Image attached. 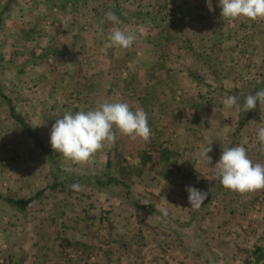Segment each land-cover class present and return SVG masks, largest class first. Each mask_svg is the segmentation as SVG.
Instances as JSON below:
<instances>
[{
	"label": "rangeland",
	"instance_id": "rangeland-1",
	"mask_svg": "<svg viewBox=\"0 0 264 264\" xmlns=\"http://www.w3.org/2000/svg\"><path fill=\"white\" fill-rule=\"evenodd\" d=\"M65 1L52 4L59 12L50 23L48 15L42 22L31 20L34 0H27L30 9L23 15L28 14L30 24L17 25L20 30L11 37L0 29L1 89L13 98L31 129L15 121L7 100H0V191L18 198L32 196L52 182L54 163L68 175L107 167L130 182L136 197L152 200L154 213L166 207L167 217L174 223L180 220L176 224L180 225L159 226L145 211L121 205L104 189L65 187L49 193L25 217L0 203V259L5 261L16 248L1 237L2 227L16 241L33 226L37 240L41 235L43 240L59 241L57 250L67 264L78 262L79 253L89 263L105 249L109 264H121L132 260L125 252L129 246H145L150 240L130 237L131 226H146L154 234L156 264H205L189 243L193 238L210 250L205 258L211 264H247L249 259L250 264H264V259L256 262L251 256L254 245L264 248V189L240 193L225 188L201 226L189 224L192 208L186 191L188 186L212 191L223 147L243 145L251 160L264 164V146L256 135L264 127V103L238 131L240 104L264 80V19H225L219 0H76L77 9H68ZM42 2L48 14L50 0ZM16 11L10 8L6 20ZM108 12L115 14V22L106 19ZM32 25L37 37L26 31ZM116 30L135 33L137 39L129 48L107 47L108 36ZM40 37L44 38L39 41ZM28 42L30 47H25ZM34 47L42 49L39 55L33 54ZM101 48H110L108 61L117 57L108 71L93 61L103 57ZM231 95L238 103L225 109L223 101ZM104 102H127L133 111L143 109L151 129L149 140H132L114 128L115 142L105 143L82 163L52 149L50 132L57 119ZM32 132L56 162L36 144ZM209 143L210 160L202 155ZM162 146H168L171 161L163 158ZM144 150L153 156L147 163H141ZM4 219L9 220L7 225ZM72 226L82 230L73 235ZM73 238L88 247L77 246ZM35 246L30 250L40 257L56 250L53 243Z\"/></svg>",
	"mask_w": 264,
	"mask_h": 264
},
{
	"label": "clouds",
	"instance_id": "clouds-1",
	"mask_svg": "<svg viewBox=\"0 0 264 264\" xmlns=\"http://www.w3.org/2000/svg\"><path fill=\"white\" fill-rule=\"evenodd\" d=\"M221 16L228 20L246 17L252 20L264 19V0H219ZM106 19L115 22L117 17L112 12L106 14ZM142 31V30H141ZM137 36L127 30H116L108 36L107 47L129 48ZM238 103V97L228 96L224 99L225 109H231ZM264 103V90L248 95L243 104V110L249 112ZM118 129L132 140L137 138L145 141L151 136L148 114L137 108L135 111L127 102H104L94 109L80 110L75 113L66 112L57 119L50 132V144L54 151L75 163L86 162L105 143H114ZM257 139L264 146V127L257 130ZM211 143L204 147L202 155L209 160L212 151ZM215 167L218 169L216 178L220 184L230 190L240 193L264 189V164L254 162L248 156L243 145L224 148L220 160ZM73 190H79L78 184L72 185ZM190 208L198 210L208 199V192L188 186ZM159 211L168 215V209L162 207Z\"/></svg>",
	"mask_w": 264,
	"mask_h": 264
},
{
	"label": "trees",
	"instance_id": "trees-1",
	"mask_svg": "<svg viewBox=\"0 0 264 264\" xmlns=\"http://www.w3.org/2000/svg\"><path fill=\"white\" fill-rule=\"evenodd\" d=\"M13 2L14 0H7V2L3 5L2 9L0 10V29L2 28L3 24H5V20H6L5 13L10 10ZM263 85H264V80H263V83L261 82L260 84H258L259 89H256L255 91L257 92L261 90L260 88H262ZM1 99L7 100L10 116L15 121H17L20 125H22L24 129H26L27 131H31L30 126L27 123L26 117L18 110L13 98L8 96L2 91L1 85H0V100ZM243 104L244 103L240 104L242 115H241V119L238 125V131H240V129L244 125H246L247 122L251 120L255 114L254 110L245 112L243 110ZM31 136L35 139L36 144L39 147H41V149L45 153H48L49 157H51V160L55 161L52 154L50 155V151L48 150V148L43 144L41 138L37 134H34L33 132L31 133ZM162 147H163V152H162L163 158L166 161H171L172 155L169 152L170 150L168 146H162ZM152 148L153 147H151V149ZM149 150H144L141 153V163H147L148 161L152 159L153 156L149 152ZM87 172L88 173L79 174V175L78 174L68 175V174H65L56 163H54L53 171L51 172V175H50L52 178V182L48 184L46 187L38 190L32 196L26 197V198H18V197L9 195V194H5L0 191V203H3L4 205L13 209L20 216L25 217L27 216L31 208H34L38 204H42L49 196V193H52L57 189H61L65 187L72 188V185L78 184L79 186L85 185L88 187L106 190L107 194L111 196L112 195L116 196L120 200L121 205L125 204L128 207H132L140 211H145L148 217H153L152 219L158 222L159 226H168V224L176 225L178 223L177 221H180V220H177L174 223L173 218L164 216L161 212H160L161 214L158 212L154 213V211L156 210L154 209V203L152 202V200H150L149 198L148 200H143L140 197H136L137 191L134 189V187L131 186L130 182L116 175L112 169H109L106 167V169L102 171H87ZM224 189L225 187H223L218 180V182L213 186L212 191L208 194V199L205 200L204 204L198 210L192 209L190 220L192 221L193 219V221L192 222L189 221L190 223L188 222L190 226H201V224L204 222L205 215L208 212V208L211 206L215 207L214 198L215 197L219 198V196L222 194ZM155 214H157V216ZM156 217H158L159 219H155ZM160 218L162 219V221H164V224L160 221ZM52 221H54V219H52ZM44 222H49V221L48 219H45ZM72 228H73V231H75V233H80V231L82 230L81 228H79V226H72ZM64 229L68 231V228L66 229L64 226H62V231ZM69 231L71 230L69 229ZM136 236H139L140 241L142 240L143 242H146V239L145 237H143L141 232L137 233ZM67 240H70V238H67ZM73 240H75V244L77 246L79 245V246L88 247L87 244H84L81 240L79 241V239L73 238ZM66 242L70 243V241H66ZM189 243L191 244L192 248L196 252V255L198 256V258L201 259V262L205 264H211L210 262L212 260L208 261L206 259L207 256H209L210 250L205 248L202 242H198L196 241V238H193L191 241L189 240ZM251 254H252L251 256L254 258L256 262L261 261L262 259H264V248L260 245H254ZM78 257L79 259H78L77 264L84 263L83 260H86L85 264H88L84 253H79ZM250 263L251 261L249 259L247 264H250Z\"/></svg>",
	"mask_w": 264,
	"mask_h": 264
},
{
	"label": "crops",
	"instance_id": "crops-1",
	"mask_svg": "<svg viewBox=\"0 0 264 264\" xmlns=\"http://www.w3.org/2000/svg\"><path fill=\"white\" fill-rule=\"evenodd\" d=\"M26 1L27 0H14V2L12 3L11 8L16 7L17 11H16L14 16L7 18V20L5 21L6 25L3 24V26H2V32L5 35H7V37L15 36L13 34L14 31L19 32L20 29L15 28L17 25L23 26V28H25L30 24L29 20H28L29 19L28 14L23 15L26 10L30 9L29 5L26 3ZM42 1L43 0H34V4L32 6H34L35 10H33V14H32L33 16L31 18V20L35 18L36 21L42 22L43 18L45 19V17L48 15L49 17L46 20L50 21L53 19L52 22H50V23H53L55 18H57V12H59L55 5H54L55 8L52 6V4L55 2V0H50L51 8L49 6L50 12L48 14H46L47 12L46 13L44 12L45 9L42 10V8L45 5V4H43ZM75 1L76 0H66L65 3L68 5L67 8L68 9H77L76 8L77 6H75V3H74ZM6 2H7V0H0L1 8L3 7V5ZM20 9H23V11H20ZM51 15L53 17H50ZM38 17H41V18L39 19ZM23 22H24V25H23ZM33 27H34L33 25L31 27H28L26 29V31H29V33L32 34V37H37L36 33H34V30H32ZM20 28H22V27H20ZM37 29H39V28H37ZM104 34H103V36H104ZM42 38H44V37H40L38 40L40 41ZM35 43L36 42H34V44H31V45H35ZM25 47H30V42H28ZM32 50L33 49H31V51ZM24 51H25V56H26L28 53V50H24ZM33 51H35V53H33V54L39 55L41 53L42 49L41 48H35ZM89 54H91V52H89ZM100 54L103 55V57L101 56L98 60H93V61H96L95 65H98L100 69L108 71L109 64L114 62V60L117 59V57L114 59L115 55H113L109 58V61H108V55L110 54V48H101ZM27 57H28V55H27ZM88 58H90V57H88ZM3 221H4V224L7 225V222L9 220L4 219ZM4 227H6V226H4ZM4 227H2V228L5 229V231L1 237H3L5 239V242L7 241L10 244H14V248L15 247L16 248L12 251V254H11V252H9V254L6 256L7 258L5 259V261L3 259L2 260L0 259V264H54L53 263L54 261L56 262L55 264H67V262H63V259L65 257L62 256V252H58V250H57V248L59 249V246L57 245L59 241L57 239H56L57 242H55L54 239H53V241H52V239L43 240L41 235H38V233H36L38 235V240H37L36 237L34 236L33 226H27L28 227L27 232L24 234L23 233L21 234V236L19 237V238H21L20 239L21 243L19 246H17V242L20 241L17 238L18 236L15 239L17 242L14 241L13 239H9L10 238V236H9L10 232L7 228H4ZM34 229H35V226H34ZM131 230H132V233L129 234L130 237L135 236L137 239V238H139V236H136V234L141 232L143 237L146 238V242H147V239L148 240L150 239V240H149V243H146L145 246H140V247H138V246L136 247L135 245L133 247L129 246V248L127 250H125V252L127 253V256L131 255L132 260L131 261H120V263L121 264H142V262L144 261L148 264H156L155 250L152 249V246H154V244H156V242L153 241L154 240L153 239L154 238L153 232L149 231L146 228V226H131ZM70 233H72L73 235L76 234L75 231H73V230H71ZM123 233L126 234V232L124 230H123ZM138 240H140V239H138ZM103 242L104 241H100V243H103ZM34 243H36L35 247H38V248L41 245H44L46 243H53L56 250H48L50 252L48 256L44 255V256L40 257L39 254L35 255L30 250V248L33 246ZM105 243L106 242H104L103 245ZM56 245H57V247H56ZM104 248L105 247H103V249ZM52 251H53V253H52ZM101 253L102 252H100L99 254H97L95 256H92V260L88 261V262L90 264H109V261L107 260L108 254L106 252V249L104 250V252L102 254ZM117 255H119V254H117ZM144 255H145V257H144ZM75 264H77V262Z\"/></svg>",
	"mask_w": 264,
	"mask_h": 264
},
{
	"label": "built area",
	"instance_id": "built-area-1",
	"mask_svg": "<svg viewBox=\"0 0 264 264\" xmlns=\"http://www.w3.org/2000/svg\"><path fill=\"white\" fill-rule=\"evenodd\" d=\"M169 255V254H168Z\"/></svg>",
	"mask_w": 264,
	"mask_h": 264
}]
</instances>
